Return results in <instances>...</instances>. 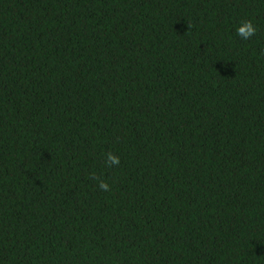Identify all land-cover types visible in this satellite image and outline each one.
Wrapping results in <instances>:
<instances>
[{
	"label": "trees",
	"instance_id": "16d2710c",
	"mask_svg": "<svg viewBox=\"0 0 264 264\" xmlns=\"http://www.w3.org/2000/svg\"><path fill=\"white\" fill-rule=\"evenodd\" d=\"M0 264H264V0H0Z\"/></svg>",
	"mask_w": 264,
	"mask_h": 264
},
{
	"label": "clouds",
	"instance_id": "9594fccd",
	"mask_svg": "<svg viewBox=\"0 0 264 264\" xmlns=\"http://www.w3.org/2000/svg\"><path fill=\"white\" fill-rule=\"evenodd\" d=\"M256 31V26L250 20L242 21L239 25L236 26V34L238 36H241L245 40L255 35ZM106 163L109 165H116L119 163V157L109 152L106 155ZM99 187L102 190H107L108 184L104 181H100Z\"/></svg>",
	"mask_w": 264,
	"mask_h": 264
}]
</instances>
